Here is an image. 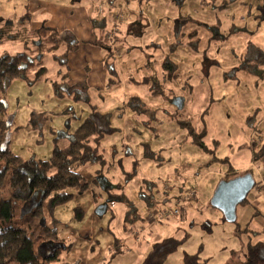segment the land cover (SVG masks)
<instances>
[{"label": "rangeland", "instance_id": "obj_1", "mask_svg": "<svg viewBox=\"0 0 264 264\" xmlns=\"http://www.w3.org/2000/svg\"><path fill=\"white\" fill-rule=\"evenodd\" d=\"M23 19L31 30L48 26L78 44L60 94L52 83L63 77L56 56L64 47L45 57L41 81L9 82L8 148L48 160L91 106L114 128L99 143L102 160L78 169L86 188L68 189L71 200L49 220L71 246L53 264H140L166 238L182 242L164 264H183L184 254L245 264L247 245L264 241V61L252 59L257 49L264 53V0H0V26ZM22 51L0 46V55ZM165 60L175 67L170 79ZM188 126L205 131L209 152L193 144ZM246 174L256 186L236 221L226 222L212 206L214 192ZM145 180L155 184L151 210L140 195L151 193ZM119 195L137 212L127 230ZM172 203L178 215L149 218Z\"/></svg>", "mask_w": 264, "mask_h": 264}, {"label": "trees", "instance_id": "obj_2", "mask_svg": "<svg viewBox=\"0 0 264 264\" xmlns=\"http://www.w3.org/2000/svg\"><path fill=\"white\" fill-rule=\"evenodd\" d=\"M25 25L23 19L20 25L0 26V46L8 43L23 45L20 54L0 55V264H53L58 261L60 252L69 250L71 246L64 245L49 220L55 208L71 200L68 189L86 188L78 169L102 160V156L98 155L99 143L105 136L112 134L114 128L109 114L100 113L95 106H91L89 115L74 131L67 145L61 147L54 143L48 160H25L8 148L10 124L5 93L9 82L13 79H25L31 84L41 81L46 74L45 57L48 54L57 55L64 47V51L56 56L61 65L58 74H63V77L60 83H52L55 92L60 94L68 78V73H63V69L69 71L68 55L76 51L78 44L72 37L70 43H65L54 28L43 25L31 30ZM256 52L257 56L252 59L263 62L264 53L259 49ZM163 69L169 79L173 77L175 67L171 62L167 60L166 63L165 60ZM81 97L80 94L76 95V99ZM188 127L193 144L203 152H209L203 143L205 131L197 133ZM146 184L150 195L142 192L140 195L147 200L148 210H151L156 205L153 199L155 184L149 181ZM115 198L127 205L124 224V230H127V223L137 219L136 209L125 196ZM76 211L81 215L79 208ZM181 242L166 238L154 243L140 264H164ZM42 247H51L53 252L45 257L41 254ZM245 261V264H264V241L247 245ZM183 264H209V261L199 254H184Z\"/></svg>", "mask_w": 264, "mask_h": 264}, {"label": "water", "instance_id": "obj_3", "mask_svg": "<svg viewBox=\"0 0 264 264\" xmlns=\"http://www.w3.org/2000/svg\"><path fill=\"white\" fill-rule=\"evenodd\" d=\"M178 105V103H177ZM72 135L68 136V139ZM256 184L251 174H246L219 184L212 198L213 208L219 210L226 222L236 221V208L245 202L248 194ZM104 208H99L97 213L101 215Z\"/></svg>", "mask_w": 264, "mask_h": 264}, {"label": "built area", "instance_id": "obj_4", "mask_svg": "<svg viewBox=\"0 0 264 264\" xmlns=\"http://www.w3.org/2000/svg\"><path fill=\"white\" fill-rule=\"evenodd\" d=\"M178 211L179 210L177 209V204L172 203L168 211L161 212V213L151 212L149 215V218L154 222H158L165 218H168L172 214L177 215Z\"/></svg>", "mask_w": 264, "mask_h": 264}, {"label": "crops", "instance_id": "obj_5", "mask_svg": "<svg viewBox=\"0 0 264 264\" xmlns=\"http://www.w3.org/2000/svg\"><path fill=\"white\" fill-rule=\"evenodd\" d=\"M46 27H48V26H46ZM116 27H117V22L115 23V29H114V32L116 31ZM51 28V27H50ZM36 30V29H35ZM111 34H112V32H111ZM111 36V35H110ZM72 53H74V52H72ZM72 53H70L69 55H68V68H69V57H70V55L72 54ZM113 205V204H112ZM50 249L51 247H47V249ZM47 252H49L50 251V253H52L53 252V250H46Z\"/></svg>", "mask_w": 264, "mask_h": 264}]
</instances>
